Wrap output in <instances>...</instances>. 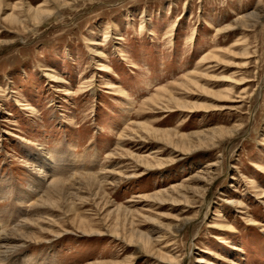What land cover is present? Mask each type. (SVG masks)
Segmentation results:
<instances>
[{
    "label": "rangeland",
    "instance_id": "1",
    "mask_svg": "<svg viewBox=\"0 0 264 264\" xmlns=\"http://www.w3.org/2000/svg\"><path fill=\"white\" fill-rule=\"evenodd\" d=\"M46 156L107 172L0 264H264V0H0L1 231Z\"/></svg>",
    "mask_w": 264,
    "mask_h": 264
},
{
    "label": "bare ground",
    "instance_id": "2",
    "mask_svg": "<svg viewBox=\"0 0 264 264\" xmlns=\"http://www.w3.org/2000/svg\"><path fill=\"white\" fill-rule=\"evenodd\" d=\"M46 5L47 4L45 3L44 5L38 7L37 9H33L31 6H29L28 14H26V15H29L30 18H32V20H34L35 22H41L50 13L47 11L48 9H46V8L44 9V7ZM22 17H23V20L20 19V17H16L15 21H17L19 23H24V21H26V19H24V15ZM91 45H95V43L92 42ZM235 47H238V45H236ZM49 77L53 81L58 80L57 76L49 75ZM112 88H114V87L112 86ZM163 89H165V88H163ZM159 92H161V91H159ZM157 96H160V95H157ZM159 99H160V97H159ZM159 99H156V100H159ZM160 100H164V99H160ZM174 100L176 101V98H174V97L172 99L171 98L166 99V101L168 102L169 105L171 103L177 104L176 107H171L168 104L166 105V102L164 100V104L162 105L163 107H161V108L165 109V111L171 112V113L173 111H188V110L193 111L187 105L185 106L183 104H180L178 100L176 102ZM155 103H156V101L154 102V104ZM222 108H223V106H222ZM141 128L143 131L141 133L143 135H145L146 137L140 135V133H137V135H139V137H142V138L152 137L154 139L159 140L160 139L159 137H161L163 135L164 137L170 138V139H166L169 142L172 140V137L170 134L161 133L162 131L161 132L156 131L155 129L153 130V127L150 129V128H147L145 125L144 126L142 125ZM234 134H236V132L229 134L230 136H228V137L229 138L237 137V134L236 135H234ZM126 136H127V132H124L122 134V137H126ZM155 153L159 154L160 151H156ZM113 156H115V153L110 154L108 156V158L111 159ZM50 157L46 156L43 159H41V158L39 159L40 160L39 161L40 167H38V168H40V169L37 172L39 174V177H38L39 179L37 180V184H39L38 185L39 187L37 186V188L35 190H32L31 193L29 192L30 193L29 195L22 198V199H27L28 201L26 202L27 208L25 209V211H23L24 213L20 216V218L23 217L22 220H20V223H18L19 221L16 222V223H18V225L15 227H13L12 225H9V226L6 225L9 228L7 231H4V230L1 231L0 230V258L3 261L14 258L16 256V254L21 250V248L24 245L17 246L16 245L17 242H20V240H23V239L26 240V238L27 239L29 238V233H27V230H29V231H30V229L34 230L35 229L34 227H37L39 225V223L41 222L40 219L42 218V213L44 210H46L47 208H49V209L54 208L56 206V203L61 202L66 197V195H68V196L74 195V194H71V190H73V189H71L69 187L67 188L68 182H71L73 184H79V185H81V184L87 185V187H89L90 189H93L94 187L97 188L98 186H100V181H99V179L101 178L100 176L105 175L107 172V169H106L107 167L102 168L98 172H95L94 170H92V171H87V172L85 171L86 173L85 172L81 173V172H78L75 170L79 174L75 173V175H73L74 177L71 179H68V180L61 179L60 176H56L57 170L55 169L53 160H51ZM109 159H108V161H110ZM134 159L136 160L138 166H140V167H144L145 169H149L152 167L150 161L148 160L149 157L145 158L142 156H140V157L134 156ZM215 166H217V163H214L212 165V167H215ZM134 175H136L137 177H140L143 175V172L135 171ZM1 200L2 199L0 198V201ZM171 201L173 203L172 204L173 206H176L177 203L179 202L176 198H172ZM33 230H32V232H33ZM148 252L151 253L150 250ZM152 257H155V256L153 255ZM155 259H157V261H160L162 263H167V262L168 263H176V260L174 261L173 259H166L164 257H156Z\"/></svg>",
    "mask_w": 264,
    "mask_h": 264
}]
</instances>
